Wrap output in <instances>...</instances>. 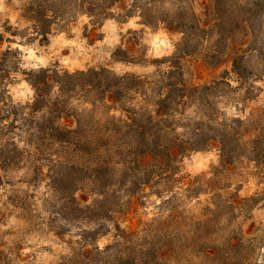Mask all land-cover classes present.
<instances>
[{
	"label": "rangeland",
	"instance_id": "374dc122",
	"mask_svg": "<svg viewBox=\"0 0 264 264\" xmlns=\"http://www.w3.org/2000/svg\"><path fill=\"white\" fill-rule=\"evenodd\" d=\"M210 1L176 0L164 8L173 12L172 15L177 9H185L188 19L192 11L204 25L209 26L208 22L214 18L208 6ZM231 1L240 2V5L233 7L222 33L224 38L231 35V41L237 45L245 42L243 49H246V27L236 26L246 17V9L243 8L251 0ZM130 3V0H121L100 23L87 15L59 23L44 39L36 33L35 25L23 17L25 0H0V54L5 53L1 57L7 60L3 67L6 76L0 79V90L10 101L0 111V129H6L0 145L10 141L25 152L20 160L10 165L0 162V264H103L106 261L103 259L104 251L100 254L96 247L114 252L124 237H130L136 243L140 239L150 241L152 232L175 231L172 227H177V223L169 225L167 218L169 209L176 207L181 215L189 217L199 215L208 203L210 193L206 186L201 185L200 178L211 177L214 167L219 164L220 150L217 145L208 150L186 153L180 158L176 176L168 184L165 181L153 183L133 193L128 191L127 184L119 182L120 167L115 163L118 158H110L111 168L117 170V174L114 186L104 189L106 195L97 193L89 179L78 185V203L83 207L90 205L96 208L91 218L71 217L67 213V205L65 210H61L64 202L57 189L52 187L56 175L67 178V170L57 168L56 162L69 157L72 152L69 149L66 152L56 144L50 146L49 140H43L40 151L34 149V142H40L41 138L32 121L36 122L34 118L39 114L33 116V120H26L21 114L26 112L23 105L34 97V90L28 81L31 71L55 69L75 73L106 70L101 79L113 81L115 76L129 74L157 80L163 71L170 69V60L183 40L182 32L168 24H143L136 12L129 16ZM262 20L259 17L255 21L257 43L264 39V17ZM212 33L210 30L206 33L198 50L178 60L180 67L173 72L171 81L182 80L192 86L225 78L228 84L214 90L218 115L220 118L246 119L254 111L264 109V61L259 53L250 55L247 66L254 76L241 81L225 58L227 52L220 55L222 63L219 65L204 59V54L212 47L210 44L219 41L218 34ZM118 51L120 53L116 55ZM101 91V88L89 91L84 98H79L83 90L75 92L76 95L71 98L76 109L74 113L93 110L91 116L95 120L100 119L101 123L112 126L115 124L113 116H120L121 107L143 104L142 98L132 93L116 106L107 104L95 108L91 103L104 96L105 92ZM57 96V92L52 93V98ZM128 97H132L130 102ZM144 105L152 108V103ZM193 109L188 108L186 112L192 113ZM10 110L18 116H9L7 111ZM32 137L34 140L30 144ZM81 157L75 161L83 164L90 158ZM93 159L90 158L91 163ZM215 181L218 187L227 181L231 183L229 189L221 191L222 199H234L233 195L238 194L240 199L254 200L219 213L214 234L220 242L227 237L242 239L240 245L245 247L244 258L264 261V179L258 176L253 165L243 160L230 175L219 174ZM126 182L130 183V180ZM190 183L198 190L180 195ZM180 229L182 233L187 232L184 227ZM84 248L91 249L90 260L82 257ZM183 258L185 254L172 253L171 257H167L171 259L167 264H176L178 259Z\"/></svg>",
	"mask_w": 264,
	"mask_h": 264
},
{
	"label": "trees",
	"instance_id": "16d2710c",
	"mask_svg": "<svg viewBox=\"0 0 264 264\" xmlns=\"http://www.w3.org/2000/svg\"><path fill=\"white\" fill-rule=\"evenodd\" d=\"M120 1L25 0L22 13L26 20L35 25L36 33L46 39L54 26L79 15H87L100 23ZM130 1L129 16L136 12L145 25L168 24L183 34V40L177 45L176 53L170 60V69L163 71L159 79L151 80L129 74L115 76L113 81H104L101 76L106 70L69 73L40 69L28 73L34 97L31 102L23 105L26 112L21 114L26 120H33L32 117L39 114L34 118L36 122L32 121L41 138L40 142H34L35 151L41 150L43 140H49L50 146L56 144L60 149H66V152L69 149L72 152L69 157H63L56 162L57 168L67 170V178L56 175L52 185L64 202L61 210L68 206L67 213L73 218H91V213L95 214V206L83 207L78 203V185L81 181L89 179L97 193L106 195L104 189L114 186L117 174V170L110 165L112 157L118 158L115 163L120 167V184H127L128 191L133 193L138 191V188L153 183L165 181L168 184L176 176L180 158L186 153L208 150L217 145L220 150L219 164L214 167L211 177L200 178L201 185L206 186L210 198L199 215L188 217L186 214L181 215L176 207L171 208L167 218L169 225L177 223V227H172L175 231L152 232L150 241L140 239V243L132 241L130 237H124L118 242L114 252L96 247L97 252L102 254L104 251L103 259L106 261L103 264H167L171 260L167 257H171L175 252L185 254V258L178 259L176 264H264V261L244 258L245 247L240 245L242 239L227 237L220 242L214 234L217 228L215 220L219 213L254 200L240 199L238 194L233 195L234 199H222L221 191L229 189L231 183L227 181L218 187L215 183L217 176L230 175L238 163L246 160V163L253 165L258 176L264 179V109L254 111L252 116L246 119L227 116L220 118L216 111L214 90L228 84L225 78L192 86L182 80L171 81L173 72L180 67L178 60L198 50L209 30L218 34L219 41L210 44L212 47L204 54V59L219 65L222 63L220 55L227 52L225 58L231 63L232 72L236 73L241 81L254 76L247 66V59L250 55L259 53L264 61V39L257 43L258 32L255 31V21L259 17L261 22L263 21L264 0H251L247 3L243 8L246 9V17L237 23L236 28L242 25L246 27V49H243L245 42L237 45L231 41V35L224 38L222 33L233 7L235 4L240 5V2L211 0L208 6L210 11H213L214 18L208 22L210 25L206 26L192 11L188 19L185 9H177L172 15L173 12L164 8L176 0ZM119 53L120 51L116 52V55ZM4 54H0V79L6 76L3 67L7 60L1 57ZM100 88L105 94L98 97L95 103H91L95 108L107 104L116 106L127 95H133L132 93H137L143 104L137 107H134L135 104L131 107H121L120 116H113L115 124L112 126L109 123H101L100 119L95 117L96 121L94 116H91L93 110L87 112L84 109L83 112L74 113L76 109L71 103V98L78 91H84L79 95V98H84L89 91ZM54 92L58 93L56 98H52ZM130 98L132 97H128V102L131 101ZM9 102L4 91L0 90V111H3ZM148 102L152 103L151 109L144 105ZM193 107L192 113L186 112L188 108ZM7 112L9 116H18V113L11 110ZM5 130L0 129V139ZM31 140H34L33 137L29 141L30 144L33 143ZM23 155L24 150L10 141L0 145V162L10 165L20 160ZM80 155L94 158L93 162L91 163L90 158H87V163L76 162L75 159L81 157ZM127 180H130V183L126 182ZM193 188L191 183L188 184L180 195L190 194L192 190L197 189ZM85 213L89 214L82 215ZM182 227L186 233L180 232ZM84 249L82 257L90 260L91 249Z\"/></svg>",
	"mask_w": 264,
	"mask_h": 264
}]
</instances>
